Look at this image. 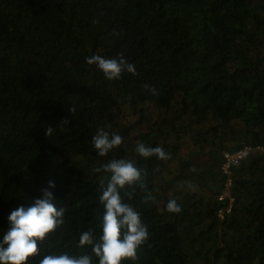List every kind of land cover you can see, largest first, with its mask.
I'll return each mask as SVG.
<instances>
[{"label": "trees", "instance_id": "1", "mask_svg": "<svg viewBox=\"0 0 264 264\" xmlns=\"http://www.w3.org/2000/svg\"><path fill=\"white\" fill-rule=\"evenodd\" d=\"M121 53L136 75L108 81L86 63ZM97 129L123 143L100 157ZM139 143L170 159L139 156ZM244 145L263 150L226 189L223 153ZM111 159L146 173L125 202L149 239L122 264H264V0H0V240L51 180L65 222L27 264L60 253L98 264L78 240L92 230L99 243L108 174L96 169Z\"/></svg>", "mask_w": 264, "mask_h": 264}, {"label": "clouds", "instance_id": "2", "mask_svg": "<svg viewBox=\"0 0 264 264\" xmlns=\"http://www.w3.org/2000/svg\"><path fill=\"white\" fill-rule=\"evenodd\" d=\"M86 63L96 65L108 81L120 80L125 72L137 74L135 65L129 63L122 53L118 54V58H104L95 54L87 57ZM145 88H148V85H145ZM149 91L155 93L154 88ZM51 131L52 128H49L47 135ZM92 143L97 154L105 157L121 146L123 138L114 133L110 134L104 129H97L92 137ZM135 151L143 158L155 156L160 160L170 159L169 154L159 146L148 147L139 143ZM96 171L108 174L107 182L101 179L99 186L101 193L99 203L104 209L102 234L99 243H96L92 230L82 232L79 235V246H91L98 264H122L124 260L135 261L138 258V249L149 239V231L140 213L125 201L133 199L137 187L141 190L147 188L146 173L132 161L125 159H111ZM54 188V181L49 180L47 187L40 190V197L30 206L20 205L11 211L8 217L9 227L0 240V264H27L29 258L39 255L40 245L46 238L64 224L65 210L57 206L56 197L51 191ZM151 199L153 197L148 193L145 202ZM167 211L179 213L181 208L175 200H170L167 203ZM39 264H93V257L68 253L46 254L39 260Z\"/></svg>", "mask_w": 264, "mask_h": 264}, {"label": "built area", "instance_id": "3", "mask_svg": "<svg viewBox=\"0 0 264 264\" xmlns=\"http://www.w3.org/2000/svg\"><path fill=\"white\" fill-rule=\"evenodd\" d=\"M263 150L262 146L253 147L250 145H244L241 148L237 149L236 151L224 152L223 153V163L221 166L222 173L227 177V181L225 184L226 189H229L232 186V167L237 164L238 162L246 159L249 157L253 152ZM228 192V190H226ZM230 196L229 194H221L220 200H224L225 197ZM234 198L230 197V204L227 208L219 210V217L224 218L225 214L231 212L232 203Z\"/></svg>", "mask_w": 264, "mask_h": 264}, {"label": "rangeland", "instance_id": "4", "mask_svg": "<svg viewBox=\"0 0 264 264\" xmlns=\"http://www.w3.org/2000/svg\"><path fill=\"white\" fill-rule=\"evenodd\" d=\"M189 152H190V150L189 149L187 150L186 148H184L183 151H182L183 155H185V156H189V154H188Z\"/></svg>", "mask_w": 264, "mask_h": 264}]
</instances>
